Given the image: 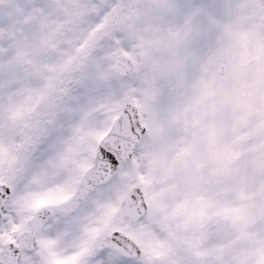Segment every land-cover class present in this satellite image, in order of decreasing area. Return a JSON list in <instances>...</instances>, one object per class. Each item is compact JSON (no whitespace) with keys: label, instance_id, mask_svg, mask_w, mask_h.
Listing matches in <instances>:
<instances>
[{"label":"snow or ice","instance_id":"6c2138e0","mask_svg":"<svg viewBox=\"0 0 264 264\" xmlns=\"http://www.w3.org/2000/svg\"><path fill=\"white\" fill-rule=\"evenodd\" d=\"M0 264H264V0H0Z\"/></svg>","mask_w":264,"mask_h":264}]
</instances>
